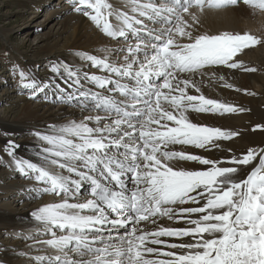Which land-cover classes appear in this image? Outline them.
I'll return each mask as SVG.
<instances>
[{"label": "snow or ice", "instance_id": "6c2138e0", "mask_svg": "<svg viewBox=\"0 0 264 264\" xmlns=\"http://www.w3.org/2000/svg\"><path fill=\"white\" fill-rule=\"evenodd\" d=\"M241 8L264 18V0H72L119 47L74 53L101 74L50 69L88 115L35 132L36 160L5 146L14 170L35 182L31 198L50 197L30 213L45 237L32 238L45 250L34 264H264V147L218 160L186 150L239 135L190 116L245 111L201 89L204 77L234 87L215 70L255 71L239 57L264 35L207 24ZM17 75L32 98L48 87ZM189 161L202 167L180 166Z\"/></svg>", "mask_w": 264, "mask_h": 264}, {"label": "bare ground", "instance_id": "6f19581e", "mask_svg": "<svg viewBox=\"0 0 264 264\" xmlns=\"http://www.w3.org/2000/svg\"><path fill=\"white\" fill-rule=\"evenodd\" d=\"M110 1L114 6H120L122 4V0ZM68 11L64 13L66 17L64 23H72L73 27L70 28L73 30V33L70 35L71 37L66 39L69 41H67V44L66 42L64 44L65 50H60L61 52L58 54H55L54 51H49L47 57L50 59L52 57V59L55 60V64L65 62L73 66L81 73V76H83L84 72L101 74L94 68L83 66L84 62L81 61L79 57L75 56L74 53L77 51H86L89 53L102 54L105 49L104 47H109L108 44L103 43L104 39L102 40L99 38L100 34L90 27L88 21L81 17H75L76 15L74 16V14H70ZM54 13H57V11L55 10ZM207 24L212 27L225 28L233 31H251L256 35H262L264 32V18L258 17L253 20L249 18L243 8L236 13L229 12L222 20L211 19ZM61 27L65 28L63 25ZM110 59L118 60L119 57L113 55ZM209 71L212 70L210 69ZM215 71L217 72V76H225L227 82L233 84L234 87L232 89L225 88L219 81L204 77V83L201 85V89L206 96L236 105L243 109L247 108V110L253 111L258 119H264V110L262 109L264 105H255L242 95V89H246L247 84L253 82V74L226 68ZM31 74L34 75L37 80L41 79V77L35 73L32 72ZM45 83L48 84V87L41 92L44 96H42L43 98L37 96L36 99L32 100L34 102H28L27 100V102L22 103L19 107V114L16 117H11L12 119L10 120H5L4 118L3 120L0 117L5 127L11 128L6 129L14 132L13 139L0 137V154L5 158V162L3 163L7 165L6 170H0V264H28L25 259H19L22 253H29L31 255H36L37 253L44 254V252L39 251L31 252L32 249L43 250V248L39 246L32 247V238L42 237L40 239H44L45 237L37 232L35 222L32 220L30 213L39 204L50 199L48 196H44L43 199L37 200L31 198L30 189L34 186L35 182L28 180L14 170L12 166V157L8 156L5 152V146L8 141H14L17 145L14 150L16 158L36 160L42 142L36 138L35 132H44L47 131L48 125H58L72 119L79 120L83 115L89 114L87 112L82 113L74 101L67 100V94L69 92L74 93L76 88H68L64 83V77L51 72ZM56 85H59V88ZM83 87L85 89L93 88L88 82H85ZM257 87L260 88L259 85H257ZM237 89H239V91H237ZM93 90L95 89L93 88ZM248 116L250 117V114L244 111L234 114H225L223 116L219 114L191 113L190 118L194 122L236 131L239 135L230 141L219 142L222 145L219 149L205 151L202 149L188 148L186 150L206 156L210 159L218 160L245 152L250 144L264 143L263 122L259 121L258 125L249 127L247 123ZM229 148L232 149L231 152L228 151ZM180 166L189 169L202 167L190 161L180 162ZM18 205L20 206L17 207ZM164 223L169 224L170 222L165 221ZM5 237L14 239L10 241ZM24 239L27 240L19 243Z\"/></svg>", "mask_w": 264, "mask_h": 264}, {"label": "rangeland", "instance_id": "374dc122", "mask_svg": "<svg viewBox=\"0 0 264 264\" xmlns=\"http://www.w3.org/2000/svg\"><path fill=\"white\" fill-rule=\"evenodd\" d=\"M52 10H56L57 13ZM66 11L74 14V16L76 15L75 17L88 20L86 17L74 12L72 4H68L64 0H0V117L2 119L10 120L12 119L11 117H16L20 112V105L27 102V100L28 102H34L32 100L36 99L37 96L44 97L39 93L35 98H32L29 94L31 90L22 89L19 86L17 73L19 70L29 73L33 72L41 77L38 80L39 82H46L51 73L50 69L55 64V60L52 57L51 59L47 57L49 51H54L55 54H58L61 52L60 50H65L64 44L69 41L66 39L71 37L70 35L73 33L70 28L73 27L72 23H64L66 21L64 15ZM61 24L65 28H62ZM90 27L92 26L90 25ZM94 30L99 33L96 28ZM94 30L92 31L95 32ZM262 35H264V32ZM99 38L104 39L103 43L108 44L110 47H104L105 49L119 47V45L103 34H100ZM239 59L245 66L255 69L252 72H245L253 74L254 79L253 82L247 84L246 89H242V95L255 105H264V46L247 50L245 54L240 55ZM262 109L264 110V107ZM244 112L250 114V117H247L249 127L258 125L259 121L264 124V119H258L253 111L245 108ZM1 118L0 137L13 139L14 132L7 130L11 128L5 127ZM251 147H264V143L250 144L248 149ZM3 162H5V158L0 154V170H6L7 165ZM5 238L10 241L14 239ZM37 238L40 239L42 237ZM26 240H21L19 243ZM38 251L44 252L45 250L44 248L43 250H31V252ZM33 256V254L22 253L19 259H25L28 264H34L31 259Z\"/></svg>", "mask_w": 264, "mask_h": 264}]
</instances>
